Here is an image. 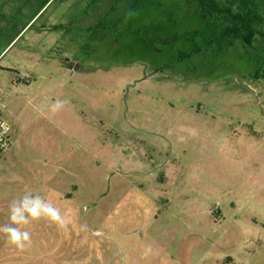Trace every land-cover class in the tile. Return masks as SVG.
<instances>
[{
	"label": "rangeland",
	"instance_id": "rangeland-1",
	"mask_svg": "<svg viewBox=\"0 0 264 264\" xmlns=\"http://www.w3.org/2000/svg\"><path fill=\"white\" fill-rule=\"evenodd\" d=\"M43 1L0 0V225L26 188L69 222L0 264H264V56L196 3Z\"/></svg>",
	"mask_w": 264,
	"mask_h": 264
},
{
	"label": "trees",
	"instance_id": "trees-1",
	"mask_svg": "<svg viewBox=\"0 0 264 264\" xmlns=\"http://www.w3.org/2000/svg\"><path fill=\"white\" fill-rule=\"evenodd\" d=\"M50 0H44L39 11ZM104 0H90L93 7ZM110 9L120 2H131L135 7L143 0H112ZM185 3H196L206 19H209L218 33L207 40L204 47L214 46L213 54L241 47L253 55L264 56V0H181ZM218 27V28H217ZM197 54L200 48L196 47ZM195 52V53H196ZM184 56L186 54H183ZM181 55V56H183ZM167 66V65H166Z\"/></svg>",
	"mask_w": 264,
	"mask_h": 264
},
{
	"label": "clouds",
	"instance_id": "clouds-1",
	"mask_svg": "<svg viewBox=\"0 0 264 264\" xmlns=\"http://www.w3.org/2000/svg\"><path fill=\"white\" fill-rule=\"evenodd\" d=\"M67 101L56 100L50 107L51 113L60 111ZM45 220L57 227L65 228L68 218L62 214L60 207L47 200L39 192L26 188L20 197L13 198L8 204V223L0 225V233L6 243L20 251L32 244V233L29 226Z\"/></svg>",
	"mask_w": 264,
	"mask_h": 264
},
{
	"label": "built area",
	"instance_id": "built-area-1",
	"mask_svg": "<svg viewBox=\"0 0 264 264\" xmlns=\"http://www.w3.org/2000/svg\"><path fill=\"white\" fill-rule=\"evenodd\" d=\"M12 129L0 115V156L10 148L12 144Z\"/></svg>",
	"mask_w": 264,
	"mask_h": 264
},
{
	"label": "crops",
	"instance_id": "crops-1",
	"mask_svg": "<svg viewBox=\"0 0 264 264\" xmlns=\"http://www.w3.org/2000/svg\"><path fill=\"white\" fill-rule=\"evenodd\" d=\"M37 13H38V11H37ZM37 13H36V15H37ZM31 19H33V18H31ZM5 23H6L7 26H10L9 28H11V30H13V34H12L10 40L8 41L7 45H6V47H7L22 33V31L28 26L29 23H27L22 29L16 31L15 29L12 28V27H14L12 22L10 23L8 21H6V22L2 21V22H0V30L3 28V25H5ZM60 27L61 26H58L57 28L59 29ZM54 29L56 30V27H54ZM59 30H63V28L61 27ZM2 52L0 53V55L2 54Z\"/></svg>",
	"mask_w": 264,
	"mask_h": 264
},
{
	"label": "flooded vegetation",
	"instance_id": "flooded-vegetation-1",
	"mask_svg": "<svg viewBox=\"0 0 264 264\" xmlns=\"http://www.w3.org/2000/svg\"><path fill=\"white\" fill-rule=\"evenodd\" d=\"M65 61V62H64ZM63 63H65L67 66H69L71 69L77 67V63L76 62H70V61H66L64 60Z\"/></svg>",
	"mask_w": 264,
	"mask_h": 264
},
{
	"label": "water",
	"instance_id": "water-1",
	"mask_svg": "<svg viewBox=\"0 0 264 264\" xmlns=\"http://www.w3.org/2000/svg\"><path fill=\"white\" fill-rule=\"evenodd\" d=\"M67 61V60H66Z\"/></svg>",
	"mask_w": 264,
	"mask_h": 264
}]
</instances>
